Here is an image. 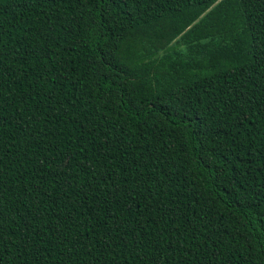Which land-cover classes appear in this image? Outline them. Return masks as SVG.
<instances>
[{"label": "trees", "instance_id": "trees-1", "mask_svg": "<svg viewBox=\"0 0 264 264\" xmlns=\"http://www.w3.org/2000/svg\"><path fill=\"white\" fill-rule=\"evenodd\" d=\"M0 264H264V0H0Z\"/></svg>", "mask_w": 264, "mask_h": 264}]
</instances>
